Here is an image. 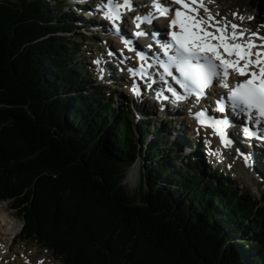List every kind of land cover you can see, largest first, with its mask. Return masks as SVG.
Here are the masks:
<instances>
[{
    "label": "trees",
    "instance_id": "1",
    "mask_svg": "<svg viewBox=\"0 0 264 264\" xmlns=\"http://www.w3.org/2000/svg\"><path fill=\"white\" fill-rule=\"evenodd\" d=\"M250 3L264 21V0ZM73 17L63 0H0V201L18 210L20 237L63 264H264V193L151 120L138 137L130 104L95 85L68 37Z\"/></svg>",
    "mask_w": 264,
    "mask_h": 264
},
{
    "label": "snow or ice",
    "instance_id": "2",
    "mask_svg": "<svg viewBox=\"0 0 264 264\" xmlns=\"http://www.w3.org/2000/svg\"><path fill=\"white\" fill-rule=\"evenodd\" d=\"M168 3L169 0H164L163 4L152 0V8L157 17L168 18L167 35L171 37V43L163 45L164 54L168 59L161 67L164 73L183 89V94H179L168 84L167 91L174 97V102L184 101L190 96H195L199 101L205 94V89L212 86L215 78H219L220 86L229 89L227 99L231 101L233 110L247 116L249 121L255 115L257 123L264 122V43L257 45L253 42V38L264 41V37L252 33L244 43H240L244 37L243 30L238 31L236 24L230 25L231 33L227 32V25L219 27L202 0H172V3L179 5L175 9L165 6ZM104 7L105 18L111 21L113 28L119 32L117 22L121 18L120 9L131 11V0H123L122 4L107 0ZM200 9H203L207 19L200 16ZM153 18L156 17L151 13L146 17L136 16V28L139 29L142 23H151ZM134 35L140 37L145 33L136 31ZM124 44L129 47L130 42L124 41ZM129 50L132 49L129 47ZM170 51L174 54L169 55ZM137 58L144 59L140 53H137ZM173 68L178 75H173ZM232 73L246 79L234 87H229L227 80ZM133 75L144 77L146 73L141 68L139 72H133ZM165 83L167 84V81ZM133 91L139 95V88L135 84ZM218 110L224 111L222 104L218 105ZM194 119L202 127L212 128L222 144L230 145L224 133L228 126L227 120L208 117L204 111L196 112ZM243 134L250 139H264L247 126L243 127Z\"/></svg>",
    "mask_w": 264,
    "mask_h": 264
},
{
    "label": "rangeland",
    "instance_id": "3",
    "mask_svg": "<svg viewBox=\"0 0 264 264\" xmlns=\"http://www.w3.org/2000/svg\"><path fill=\"white\" fill-rule=\"evenodd\" d=\"M15 1V0H10ZM98 1L101 0H86L82 4H76L77 2H74V0L66 1L67 6L65 7L66 10H71L75 12V18L76 20H72L75 24V29L73 32H70L68 37H76V40L80 43H84V47H81L82 57H86V60H83V64L87 65L91 74H92V80H95L96 84H98L100 87L106 90V93L109 95H112L114 97V101L116 102V106H119L120 104H130L131 109V119L133 121L134 127H135V133L138 137L141 135V127L140 124L144 120H151L153 121V127H155L157 130L159 128L164 129L166 133H168L171 136V139L174 140L175 138L178 140L179 138L182 140H185V142L182 140L183 143V153L191 152V143H193V137L195 140L197 139L195 134L192 131H188L190 129V123L186 121V118L178 119L174 117H167L163 114L159 113H147L144 114L146 111H144L145 108L142 109V106H137L133 104L132 101V94L129 93L128 88L127 90L125 87V81L123 78L117 79H109L105 77V73H103V69L97 68V61L103 60L105 57L112 56V50L117 49L115 48L114 39L115 37L113 35H110V33H102L96 31L98 27L97 19L92 20L91 17H87L88 13L85 10H95V7L98 6ZM209 4H218V11L221 10L220 16H218L219 22L225 19L228 20L227 27L228 29H231L230 25L232 24V21L229 22V20H235V17L241 16V15H248L251 17L250 24L243 27H247L246 30L247 34H249L248 31H252L255 29V31H264V23L263 20L257 15V11L255 9H252L250 0H208ZM74 4L77 6L75 10H73ZM233 5V6H232ZM222 7V8H221ZM225 9V10H224ZM85 13H82L84 12ZM225 11V12H224ZM235 14V15H234ZM223 17V19H222ZM225 18V19H224ZM90 25L92 27H90ZM87 29H84V27H87ZM90 28H94L89 30ZM260 34H264L260 32ZM118 54V53H116ZM119 57V55H118ZM119 59V58H118ZM118 63V66L121 67L120 63ZM99 64V63H98ZM115 64V63H114ZM111 72L112 75L115 74V70H113V73L111 70H108ZM105 74V75H104ZM108 74V72H107ZM117 80V81H116ZM102 83V85H100ZM95 84V85H96ZM123 85V87H121ZM91 90L88 89V92ZM132 101V102H131ZM149 101V98H148ZM136 104V102H135ZM142 109L140 112L137 111V109ZM146 108H149V105H147ZM149 115V116H148ZM140 116V117H139ZM148 116V117H146ZM178 117V115H176ZM189 121H191L190 116L187 117ZM141 120V121H140ZM173 121V122H172ZM179 136V137H178ZM194 140V144H195ZM210 143V142H208ZM149 143H145L144 146H148ZM193 144V145H194ZM203 145H208L206 142H203L202 144L197 146V150L202 151L203 149H206L203 154L207 155L209 158V161L215 162L217 165L220 166V168H224L226 177L230 182H233L235 186H238L242 191L250 192L254 195L256 199H261L262 194L264 193V182L263 186L259 185L256 180L252 179L250 175L246 174L242 169H240L239 164L238 166L231 165L230 159L222 158L221 156H218L214 153L213 150H210L209 146L206 148H202ZM202 148V149H201ZM202 152L198 153V157L202 158ZM226 157V156H224ZM231 161V162H230ZM183 163L182 160L176 162L174 164L175 166L178 164ZM137 166L138 171L134 176H130L129 172L132 170L133 167ZM143 176L142 172V164H140L139 159L138 163L135 162L132 166H130L126 170V178L124 180V185L128 192L130 194H136L141 185V178ZM6 204V205H5ZM0 205H3L6 207V210L8 213L12 214L14 220L18 221L23 226V220L19 217V212L17 209L12 207L11 201H0ZM9 205V206H8ZM21 228V227H20ZM19 228V229H20ZM19 231V230H18ZM20 232V231H19ZM240 237H235L234 242H239L241 240H238ZM6 245L9 246V248L19 249L21 251H24L22 254L24 257H28L26 260V264H38L41 260H45L43 264H63L62 261L58 260L54 257L52 252L49 249L44 248L43 246L36 245L33 242L23 239L20 237V234L17 235L15 238L12 237L10 240V237L6 239ZM251 244H253V241H251ZM5 245V244H4ZM245 249H248L245 247ZM8 251H6L7 253ZM5 254V252H4ZM7 257V255H6ZM1 264H19L18 260L15 259H7L1 263Z\"/></svg>",
    "mask_w": 264,
    "mask_h": 264
},
{
    "label": "bare ground",
    "instance_id": "4",
    "mask_svg": "<svg viewBox=\"0 0 264 264\" xmlns=\"http://www.w3.org/2000/svg\"><path fill=\"white\" fill-rule=\"evenodd\" d=\"M68 1H71L72 2V0H68ZM84 1H86V0H74V2H77L76 4H78V3L79 4H82ZM207 1H206V4H205V7H207L209 9V12L213 16L214 20L217 21L218 20V16L221 15L220 14L221 10L218 11V9H219V8H217L218 7V4H216V3H214V4H208ZM151 2H152V0L150 2L149 1H146V5H145V7H143V9L148 10L149 12H151V13L154 14L155 13L154 12V9L148 6V4L151 3ZM114 3L122 4L123 3V0H115ZM140 3L141 2H135V1H133V5H137L138 7H141L140 6ZM101 7H102V3H101ZM102 9L105 10L103 7H102ZM122 11H126V10L122 9ZM126 12H127V14L126 15L123 14V16H122V22L123 23H121L120 20L117 22V27H119V25H122V26H120V30L123 33H126V31H124L123 29L126 30V28H128V23L126 21H130L132 27H134V24H135L134 23V17L133 18L128 17V15L129 14H132V13L129 12V11H126ZM132 12H134V11H132ZM201 13L205 15V13L203 12V9H201ZM76 19L77 18H74V20H76ZM100 19H101V17H100ZM222 19H223V17H222ZM231 21H232V24L238 25V31L239 30H243L244 37L240 40V42H243L244 43L248 39L247 38V32H246L247 27L246 28L243 27L242 24H244V26H246V25H249L251 23L250 22V19H249V16L248 15H241V16L235 17V20L234 21L233 20H229V22H231ZM217 22H218V25L220 27H225L226 26V23L228 22V20L225 19L224 21H221V22L217 21ZM98 24H101V23L99 22ZM157 24H158V22H157ZM90 27H92V26L90 25ZM101 27H102V24H101ZM87 28H88V26L87 27H84V29H87ZM96 28H98V27H96ZM91 29H94V28H90L89 30H91ZM103 29L105 31L104 33H106L107 32L106 25L104 26ZM227 32H228V30H227ZM231 32L232 31H229L228 33H231ZM107 33H110V32L108 31ZM255 41H257V40L256 39H253V42H255ZM114 42H116L115 43V48H117V49L116 50L115 49L112 50V57H113V59H111L110 57H105V58H103V60L99 61V64H98V67L101 70L103 69V73L106 74V75L104 74L105 77L106 78H109V79H112V80L117 79V77H116V75L115 76L112 75L111 72L108 71V70H111L112 73H113V70L116 71L117 68H119V69L121 67L122 68H126V63H127L126 60L127 61H131V58L128 57L129 51L125 47L124 40H122L120 36L116 35ZM262 42L264 43V41H262ZM132 48H133V45H132ZM116 53H118V54H116ZM118 55H119V57H118ZM145 60L147 62H150L151 61V57L150 58H147V59L145 58ZM117 62L120 63L121 67L118 66V63ZM114 63L116 64V69H114L112 67V65H115ZM128 66H130V62L128 64ZM107 72H108V74H107ZM174 75H178V74L175 73ZM219 82L221 83V80L220 79H219ZM156 91H157V88H152V89H150L149 92L150 93H155ZM145 92H147V91H145ZM144 99L145 100L143 102L141 101V105L140 106H142V109L145 108L144 110L146 112L144 114L146 115L149 112L152 113L153 112V109H152V106L148 103V100L146 98H144ZM158 102L161 103V101H158ZM147 105H149V108H146ZM189 108H191V107L188 106L187 109H189ZM142 109L141 108L139 110L137 109V111L140 112ZM182 109H183V113L182 114H184V115H181L179 118H184L185 115H187V117H188L189 112H187L184 108H182ZM176 111H180V109H177ZM176 111H171V112H176ZM148 116H146V117H148ZM186 121H188L190 123L191 129L192 130H195V132H196V138L197 139L195 140V144L193 145V148L194 149H197V146L200 145V143L202 144L203 142H206L208 144L209 148H211L210 150H213L214 153H216L217 155L221 156L222 158L224 156H226L225 158L231 159V154H230L231 148L228 151H226L222 147V145L219 143V139L215 137V134H214L213 131L208 130V129H204V128H199L198 125L195 124V120L194 121L193 120L189 121L186 118ZM226 130L230 131L231 134H233L232 138L235 136L234 130L232 128L226 127L224 129V131H226ZM225 136H226V134H225ZM226 137L228 139V136H226ZM236 138H237V136H236ZM208 142H210V143H208ZM247 150H249V149H247ZM250 151L251 152L249 154H252L254 156L252 158L255 160V164H256V167H257V170H258L259 177L264 180V156H262V154L259 153L258 150H256V151L250 150ZM235 159L240 160L241 166L246 170V166L244 165L243 161L241 159H239V158H235ZM233 160L231 159V161L234 163ZM248 162H249V160H248ZM251 163H252V161L250 163H248V166L250 168L252 167L251 166ZM234 165H235V163H234ZM239 168L242 169L241 167H239ZM137 171H138L137 166L133 167L132 170H130V172H129L130 176H134V174H136ZM14 218L15 217H13L12 214L8 213V211L6 210V207L5 206L0 205V249H1L0 252L2 253V252L5 251V256L7 255V257H6L7 259H11V260H14V261H15V259H17L19 264H26L25 262H26V260H27L28 257L27 258H26V256L24 257V255L22 254L24 251H21L19 249H14L13 250L12 248H9L8 245H6L7 244L6 243V239H8V237L13 236L17 232H19L20 229H21L20 227H22V225L18 221L14 220ZM6 251H8V252L6 253ZM1 259H2V255L0 254V261H1ZM27 264H29V263H27Z\"/></svg>",
    "mask_w": 264,
    "mask_h": 264
},
{
    "label": "water",
    "instance_id": "5",
    "mask_svg": "<svg viewBox=\"0 0 264 264\" xmlns=\"http://www.w3.org/2000/svg\"><path fill=\"white\" fill-rule=\"evenodd\" d=\"M141 143V139L139 138V144ZM137 163H138V161H137Z\"/></svg>",
    "mask_w": 264,
    "mask_h": 264
}]
</instances>
